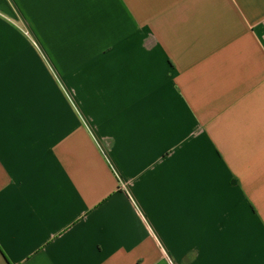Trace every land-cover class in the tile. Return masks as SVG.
<instances>
[{
    "label": "crops",
    "instance_id": "0c3cea01",
    "mask_svg": "<svg viewBox=\"0 0 264 264\" xmlns=\"http://www.w3.org/2000/svg\"><path fill=\"white\" fill-rule=\"evenodd\" d=\"M0 264H264V0H0Z\"/></svg>",
    "mask_w": 264,
    "mask_h": 264
},
{
    "label": "rangeland",
    "instance_id": "374dc122",
    "mask_svg": "<svg viewBox=\"0 0 264 264\" xmlns=\"http://www.w3.org/2000/svg\"><path fill=\"white\" fill-rule=\"evenodd\" d=\"M26 35L28 36V37H30L31 38V33L27 30L26 32Z\"/></svg>",
    "mask_w": 264,
    "mask_h": 264
}]
</instances>
